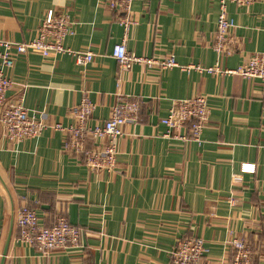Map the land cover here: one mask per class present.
Segmentation results:
<instances>
[{
  "label": "crops",
  "instance_id": "0c3cea01",
  "mask_svg": "<svg viewBox=\"0 0 264 264\" xmlns=\"http://www.w3.org/2000/svg\"><path fill=\"white\" fill-rule=\"evenodd\" d=\"M104 1L0 0V39L31 40L53 10L74 31L63 46L94 55L79 66L67 54L30 51L15 55L6 71L13 83L6 103L21 100L47 128L15 144L0 126V259L10 233L4 264H173L172 251L188 237L204 240L203 264L230 261L232 238L249 243L252 264H264V82L138 62L123 69L111 56L124 40L137 57L171 54L179 66L236 68L264 53V0L227 5L235 45L225 57L212 48L218 0H133L136 23L126 37L125 14ZM83 90L94 104L92 122L103 123L118 100L139 104L138 121L125 124L118 139L113 172L88 169L64 150L65 133L52 128L72 124ZM197 95L209 107L202 143L164 137L160 119L171 103ZM242 164H254V173L241 174ZM234 175L242 184L232 183ZM23 204L46 227L64 215L79 229V243L43 253L17 241Z\"/></svg>",
  "mask_w": 264,
  "mask_h": 264
},
{
  "label": "built area",
  "instance_id": "2783aa9c",
  "mask_svg": "<svg viewBox=\"0 0 264 264\" xmlns=\"http://www.w3.org/2000/svg\"><path fill=\"white\" fill-rule=\"evenodd\" d=\"M9 1V0H5ZM133 0H105V5L113 10L122 11L119 24L124 29L125 37L130 28L136 23L130 18V4ZM256 0H218L219 14L217 29L214 36L213 50L220 56H229L234 51L235 40L230 31L235 24L227 15V5L233 4L240 8H249ZM74 31L69 17L62 13L49 10L40 25L34 38L27 42H14L0 39V126L6 138L11 143H21L24 140L39 136L47 128L41 118L36 119L29 115L21 100L6 103V93L12 87V81L6 71L12 68L15 55L37 52L43 57L51 54H67L79 66H85L93 60L91 51H78L63 46V40ZM112 58L120 67L126 68L131 62L145 64L148 68L157 67L163 71L179 68L181 71L206 72L211 75L231 76L242 78H256L264 82V53L256 54L246 63L236 68H227L216 63L210 67L179 66L173 55L163 58H142L129 54L125 41L116 45ZM94 104L87 91L81 92L80 100L70 110L72 124L67 127L56 124L52 128L65 133L64 150L82 157L84 165L92 171L113 172L116 167L117 142L123 135V126L127 123H136L139 118V104L133 100H118L110 110L109 117L103 122H92ZM209 115V107L205 97L201 95L187 99L173 101L160 124L166 127V138L181 141H192L200 145L201 134ZM254 164H242L240 173H254ZM240 175L232 176V183L242 184ZM233 203V199H230ZM16 226L18 233L16 240L36 248L43 253L75 246L79 243L80 231L70 224L68 219L61 215L51 226H43L30 206L23 204L17 212ZM232 259L225 264H252V249L244 239L232 238L229 241ZM205 242L201 237L183 238L177 242L172 251L173 264H203L207 254Z\"/></svg>",
  "mask_w": 264,
  "mask_h": 264
},
{
  "label": "water",
  "instance_id": "95a60500",
  "mask_svg": "<svg viewBox=\"0 0 264 264\" xmlns=\"http://www.w3.org/2000/svg\"><path fill=\"white\" fill-rule=\"evenodd\" d=\"M10 236H11V234L9 233L7 235L6 241L4 243L2 256H1V259H0V264H4V259H5V255H6V252H7L8 245H9Z\"/></svg>",
  "mask_w": 264,
  "mask_h": 264
}]
</instances>
